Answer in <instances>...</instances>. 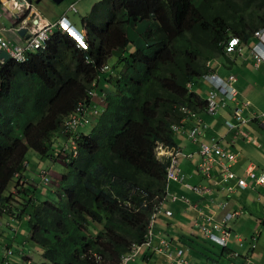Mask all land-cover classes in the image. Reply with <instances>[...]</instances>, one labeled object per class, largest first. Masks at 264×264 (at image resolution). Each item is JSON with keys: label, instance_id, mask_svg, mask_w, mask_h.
I'll return each instance as SVG.
<instances>
[{"label": "trees", "instance_id": "obj_1", "mask_svg": "<svg viewBox=\"0 0 264 264\" xmlns=\"http://www.w3.org/2000/svg\"><path fill=\"white\" fill-rule=\"evenodd\" d=\"M102 3L97 5L107 11L106 21H97L96 14L80 17L95 31L88 33L86 48L54 30L44 50L30 53L25 62L8 59L0 66V234L4 216L27 215L29 240L42 249L39 264H121L122 256L147 237L150 250L163 247L172 257L162 234L158 246L151 244L158 215L151 227L150 220L165 200L170 162L157 156V148L180 150V131L204 115L214 117L207 113L205 96L188 84L207 71L205 61L223 55L228 34L247 40L264 27V0ZM115 50L119 56L101 71ZM105 85L111 89L102 94L99 86ZM72 115L79 120L75 127L68 126ZM174 125L185 130L175 132ZM57 133L76 144L77 155L64 163L66 173L51 177L56 183L21 186L30 149L53 161L61 156ZM181 157L177 154L180 172ZM193 169L198 176L207 172L199 163ZM9 183L15 191L8 190ZM52 185L60 188L57 200L47 197ZM8 237L7 245L0 241V252H6L0 264H19L20 245ZM199 239L192 233L179 237L176 264H183L184 245H192L186 241ZM254 239L247 255L256 247ZM201 241L217 258L245 243L234 233L224 246ZM244 264H250L248 257Z\"/></svg>", "mask_w": 264, "mask_h": 264}, {"label": "crops", "instance_id": "obj_2", "mask_svg": "<svg viewBox=\"0 0 264 264\" xmlns=\"http://www.w3.org/2000/svg\"><path fill=\"white\" fill-rule=\"evenodd\" d=\"M43 1V2H42ZM45 1L48 0H36V5L33 6L32 12H35L37 15H40L44 21H55L62 15L66 14L68 19L74 23L85 35L88 36V33L95 32L92 29H88L84 23L81 22L80 17L88 15L92 8H95L98 2L106 3V0H70L65 4V10H60L59 15L56 10L50 6H45L40 9V3L46 4ZM52 1V0H50ZM63 1V0H62ZM61 1V2H62ZM60 2V3H61ZM74 3L75 11L68 10L70 4ZM59 4V3H57ZM96 20L104 22L108 18L107 11L100 8L97 5ZM1 10V9H0ZM75 13L74 14H71ZM79 14V17L76 16ZM30 22L27 27L29 28ZM12 26H3L0 23V35L8 39L10 42L16 44H23L28 37H25L28 34V31L24 35H20L17 31L11 30ZM17 28L20 25L16 26ZM15 27V28H16ZM5 28V30H3ZM239 55L232 57L233 63H225L223 68H219L217 72L221 75L227 73L236 74V82L234 84L237 89V101L231 102L230 105H226L216 114L214 117H208L204 115V121L210 125V129H205L203 132V138L205 142L210 143L211 137H215L218 142L228 149L231 152H236L238 158L233 164L228 163L226 160H221L217 165L211 169V174L206 172L198 176L193 168L199 162H202L204 159L199 154V149L201 148V143L193 141L191 137L187 135L186 132H180L178 136V146L181 148L185 157L180 158V165L182 167V172L184 173V181L182 184H173L169 185L168 200L164 204L165 209L171 210V216L164 215L163 212L158 214L156 219L155 229L152 231L151 244L152 246L159 245L158 235L162 234L165 238L170 241V250L172 252V257H169L165 253L163 247H160L158 251L150 250L149 248L143 251L142 255H139L135 261L131 264H176L173 251L176 248L181 247V241L179 237L181 235L196 234V221H200V214L206 213L213 214L216 217H220L224 212H241L239 216L231 223L232 229L240 233L244 238V244L240 248H237V251L241 255H246V257H240L229 250L225 253L224 256L217 258L213 256L210 250H207L202 243L201 239L188 242L187 244H192L190 247L184 245V257L186 260L195 261L196 264H244L247 262V257L250 259V264H264V183L262 185H256L255 182H252L247 178V181L250 186L236 190L233 193L225 194L224 186L233 185L234 180H229L227 182H220L219 185L214 187V194H195L193 191L187 189L184 186V183L190 184H206L210 183L211 176H220L223 174L222 163L229 166V169L237 178L245 177V168L248 164H252L254 167V172L260 174L264 172V127L257 121L253 120L252 113H264V66L255 70L249 60H245V63L242 62V59H238ZM235 60V61H234ZM227 67H231L229 70H225ZM194 90H196L201 95H206L207 83L199 81L193 85ZM242 100L249 101V107L243 111V115L249 117L250 121L244 125L238 126L239 129H244L248 132L247 138H242L237 131V128H228L225 124L226 120H232L230 114L232 108L236 105H240ZM241 102V103H240ZM192 124V122H191ZM190 124V125H191ZM189 125V126H190ZM186 154H192L191 157H187ZM40 166V165H39ZM43 167V166H40ZM39 168V167H38ZM36 169V168H35ZM22 183L27 179L26 174L24 173ZM196 192V191H195ZM170 195L177 196V200H170ZM183 196L187 201L181 198ZM220 201H226L227 204L221 208L219 206ZM10 221L16 225L15 229L9 228L10 226L7 222ZM208 222L204 221V224ZM9 226V227H8ZM24 226V230L21 233L20 228ZM225 229L230 236V221L229 219L225 222ZM0 241L6 243L9 234L13 235V242L16 246L19 245V236L22 234L24 238V243L29 241L28 236V227L26 221H16L13 219L10 220L9 217L2 219L1 223ZM255 238L256 247L253 251L248 253L249 241L252 238ZM214 243V242H213ZM217 244V243H216ZM30 247L35 249L37 254L41 253L38 246L31 242ZM25 247H20L18 252L25 250ZM6 253V252H5ZM3 251L0 252V256L5 254ZM40 257V255H39ZM18 262V261H17ZM18 263H22V259Z\"/></svg>", "mask_w": 264, "mask_h": 264}, {"label": "clouds", "instance_id": "obj_3", "mask_svg": "<svg viewBox=\"0 0 264 264\" xmlns=\"http://www.w3.org/2000/svg\"><path fill=\"white\" fill-rule=\"evenodd\" d=\"M22 2H24V3H22ZM52 2H53V0H52ZM55 4H57V3H55ZM35 5H36V0H31V3L27 2L26 0H0V9H1L0 15L4 16V18L6 20H8L9 25L12 26L11 30L13 29V30L18 32L20 29L25 28L26 32L28 31L27 40L31 36H33V34H34L33 29H38L40 26L46 25V24L49 25L50 29H51L49 32L48 38L45 40L44 46L43 47L41 46L39 48H35L32 51L27 52L25 54V58L23 60H18L15 57H12L6 50L0 49V50H4L9 55V59H13L17 62L27 61L29 56H30V53H34L37 50H44L45 49L47 40L49 39L50 34L54 30H58V31H61V32L68 34L71 37V39L74 40L76 46H79L81 48H86L87 35H85L84 32L81 31V29H79L74 23H72L68 19V17L66 16L65 13L60 15V17L53 22L52 21H44V19L40 15H37L35 12H32V8ZM68 10L75 11L74 3L69 5ZM92 11H93V8H92L91 12L87 15V17H93V16H91ZM29 22L31 24L28 28L27 25ZM84 24L86 25V22H84ZM17 25L18 26L20 25V27L17 28L16 27ZM3 30H5V28H3ZM73 33H75V36H73ZM0 37L4 38L2 35H0ZM4 39H6V38H4ZM6 40H8V39H6ZM16 44H18V43H16ZM237 54L239 55L238 59L243 60L242 62H244L245 60H249V62L251 63V66L255 70L264 66V27H260L256 30H254L251 34V37L247 40L241 39L238 35H235L234 33H229L227 36L226 43L224 45L223 55H219L217 57H214V58H211V59H208L207 61H205L204 64L207 68V71L204 74H202L199 78H197V83L199 81H203V82L207 83V89H206V95H205L206 109H207V97L211 91L212 92L214 91L218 98L225 97V104L226 105H230V102H236L237 101L236 98H237L238 93H237V89L234 86V84L236 82V74L230 72V73H227L225 75H221L217 72V70L219 68H223L225 63L229 64V66H230L233 63L232 57H235ZM111 56L113 57V54ZM111 56H110L108 64H105V66L101 67V69H100L101 71H105V70H107L108 66H111L110 63H111L112 59L115 60V57H116V56H114L113 58H111ZM4 62H5L4 60H0V66ZM230 68L231 67H227L225 70H229ZM194 84L193 83L188 84V89L190 91H193L194 93L200 95V96H203L200 93H198L196 90H194L195 89V88H193ZM104 87L106 88V91H101L102 94L108 92V90L111 89L110 87H108V85H105ZM88 94H91L92 97L97 95L96 91H89ZM102 96L103 95H101V97ZM101 97H99V98L101 99ZM248 107H249V101H246V100L242 101V103L240 105H236L234 108H232L230 118L233 119L234 121H232V120H226L225 121V124L227 125L228 128H237L238 134L242 138H247L248 132L244 129H239L238 126L244 125L250 121L249 117H246L243 115V111L245 109H247ZM222 108L223 107L217 109V111L214 114H210L208 112V109H207V113L209 116H215L217 113L220 112V109H222ZM235 112H238L239 115L238 116L235 115ZM251 116H252L253 120H257L264 127V113H252ZM191 122H192V126L190 128L186 129V130H188V131H186V133L189 137H191L193 139V141H197V142L201 143L200 144L201 148L199 149V154L204 160L202 162H199L200 166L202 165L204 167L207 159L210 156L213 158L212 155L214 153L213 150H211V151L209 150L208 153L203 154L201 152L203 144L206 145L208 147V149H210V148L212 149L213 145H218L221 148H223L225 151L231 152L228 149H226L225 147H223L220 143H216V142L213 143V142H211V140H210V143H207V142L202 140V137H199L200 135H203V132L205 131V129L208 126L206 121L199 119V120H192ZM173 130L175 132H179L180 130H185V129L182 126L174 125ZM180 132H182V131H180ZM57 134L59 137L60 136L59 133H57ZM85 134H87V132H85ZM60 137H59L60 140L61 139L63 140V137L62 136H60ZM72 141L73 140H71L69 138H66V139H64V141H62V148L60 150V153L58 154L61 156H59L57 159H55V162H59V158H62L63 163H61V162H59V163L61 165L65 166L64 165L65 162L70 161L71 157H75L77 155L76 144L74 141L73 142ZM174 153H176V157H177V154H180L181 156L185 157V154H183L182 151L177 149L176 147H174L172 149H165V148L158 146L157 151H156L157 156H159V157L164 156V157L169 158L170 160L172 158L171 155ZM231 153L236 155V160H237L238 154L236 152H231ZM186 156L191 157L192 154H186ZM47 158H49V157H47ZM221 160H226L228 162V160L224 159V158H216V159L214 158V161L211 163L210 168L208 170L206 169V171H207L206 173L211 174L210 170L215 165H217ZM24 163L26 165V169H25L24 173H26L27 166H28L29 162L25 161ZM177 163H178V159H177ZM233 163H231V164H233ZM169 164H170V162L168 163V166H169ZM168 166H167V168H168ZM222 167H223V174L220 176H211L212 179H210V183H206V184L184 183V186L191 191L194 190L193 192L196 193L198 196H200L199 194H214V192H215L214 187L219 185L220 182H227L229 180H234L233 185H230V186L225 185L224 186L225 194L228 195L229 193H233L238 189L250 186V184L252 182H255V184H257V185L264 183V181L262 183H256V178L260 174H264V172H262L260 174H256L254 172V167L252 164H248L246 166L245 177H242V178H237L233 174V172L230 171L229 166L225 165L224 163H222ZM167 168H166V172H167ZM248 169L254 173V177H251L249 174H247ZM179 172H180V170H179ZM227 172H231L233 174L232 178L229 179L227 177V174H228ZM24 173H23V175H21V182H20L21 186H23V187L26 185L24 182L30 181L29 177H27V179H24L25 181L22 183V180L24 178L23 177ZM34 173H35V176L38 177L39 180L41 182H44V183L51 182V177H59L60 176V175L59 176L52 175V172H50L49 169L45 168V167H39L38 169H35ZM180 174L182 175V180L179 182L168 180L167 176H166L167 194H166L164 202L161 204L160 209L151 216L152 219L150 220L149 227L152 226L153 221L155 220V216L160 214L161 212H163L164 215H166V216H171V214H172L171 210L165 209L164 204L168 200V195H169L168 192H169L170 183L176 182V183L183 185L182 182L184 181L185 177H184L183 172H180ZM247 178H249L251 183H249L247 181ZM240 179L245 181V185L241 186L238 184V180H240ZM186 185H191L192 187H196V189L189 188ZM8 190L15 191L13 188V183H12V187L8 188ZM58 198H59V196H58ZM181 198L184 199L185 201H187L183 196H181ZM169 199L172 201H175V200H177V196L170 195ZM226 204H227L226 201H220L219 202V206L221 208H223V206H225ZM207 212H209V211H206V213L201 212V214H200L201 220L200 221L197 220L195 223L196 230L199 229L202 232L205 240H208L210 242H214V243H217L221 246H224L226 243V239L228 238V232L225 229V222L228 219L230 221V235H231V233H234V235L237 237V239L243 238V236L240 233H238L237 231L233 230L232 226H231V223L239 216V214L241 212H237L236 210L233 213L224 212L220 217H216L213 214H207ZM228 215H229V217L227 218ZM5 217H9L11 221L13 220L12 216H4V218ZM27 219H28V216L24 215L22 217V219H15V220L16 221L24 220L27 223ZM204 221L208 222V223L204 224ZM8 222H10V221H8ZM8 222H7V224H8ZM200 225L208 226L210 228L209 233L205 234V232L201 229ZM10 227L12 229H15L13 226H10ZM28 239H30L29 236H28ZM31 242L32 241L29 240L26 242L25 246L20 244V243H19V245H20V247H26L27 245L30 247ZM23 243H24V240H23ZM32 243L39 247V245H37L36 243H34V242H32ZM13 244H14V242H13ZM149 245H150V241L148 240V237L141 244L133 245L131 247L130 251L122 256L121 264H128L130 261L131 262L135 261L139 255L143 254V251L145 249H147ZM30 249L35 251V249H33L31 247H30ZM39 249L41 251V253L39 254L40 257L38 254L37 255L39 258V263H41L42 261H44V259L42 257V249L40 247H39ZM230 250L232 252H234L235 254L239 255V252L236 249L230 248ZM155 251H158V250L156 249ZM29 254L30 255H26L25 250H23V251L20 250L18 252V256L20 257V259H18V260L22 259V263H19V264H35V260L32 256V253L29 252ZM178 254H180V253H178ZM179 263L189 264V262H187L186 259H184L183 261L179 260Z\"/></svg>", "mask_w": 264, "mask_h": 264}, {"label": "built area", "instance_id": "obj_4", "mask_svg": "<svg viewBox=\"0 0 264 264\" xmlns=\"http://www.w3.org/2000/svg\"><path fill=\"white\" fill-rule=\"evenodd\" d=\"M45 26V27H44ZM34 34L31 36L28 40H26L23 44H13L10 41L0 37V49L6 50L12 57H15L18 60H23L25 58V54L27 52L32 51L35 48L43 47L45 40L48 38L49 32H50V26L49 25H42L38 29H33ZM225 104V97L218 98L216 93L213 91L210 92V94L207 97V109L210 114H214L217 109L224 107ZM235 115H239L238 112H235ZM79 120L75 115L71 116L70 121L68 122V126L75 127V125H78ZM73 142V141H72ZM213 150V158L210 156L205 166L203 167L201 165V168L206 171L211 166V163L214 161V158H224L227 159L229 163H233L236 161V155L225 151L223 148H221L218 145H213L212 149H208L206 145H202L201 152L203 154L208 153V151ZM170 164L167 168L166 176L168 180L179 182L182 180V175L179 172V169L176 167L177 164V157L176 153L171 155ZM226 168V167H225ZM227 177L230 179L232 178L233 174L231 172H227ZM247 174H249L251 177H254V173L247 170ZM264 181V174H260L256 178V183H262ZM238 184L243 186L245 185V181L240 179L238 180ZM189 188L196 189V187H192L191 185H186ZM229 215L227 216V218ZM201 229L205 232V234H208L210 231V228L208 226L200 225ZM138 249V248H137Z\"/></svg>", "mask_w": 264, "mask_h": 264}, {"label": "rangeland", "instance_id": "obj_5", "mask_svg": "<svg viewBox=\"0 0 264 264\" xmlns=\"http://www.w3.org/2000/svg\"><path fill=\"white\" fill-rule=\"evenodd\" d=\"M70 0H63L61 3L59 4H55L54 2L48 0V1H45L46 4H43L42 2L40 3V6L39 8L42 9L44 8L45 6H50L52 8H54L57 12V14L59 15V11L60 10H65L66 8H64L65 4L68 3ZM97 8H95L91 14V16H94V14L97 13ZM71 14H74L75 13H72ZM76 16L79 17V14H76ZM0 23L3 25V26H10L9 25V22L8 20H6L4 18V16H1L0 15ZM140 24V23H139ZM143 26V25H141ZM140 27V26H139ZM132 30L134 28V25L131 26ZM144 29V28H143ZM130 27H129V31H130ZM129 48V47H128ZM120 51V50H119ZM118 50H115L113 51V57L114 56H117L118 55ZM119 56V55H118ZM111 56V58H113ZM114 61V59H112L111 63ZM110 63V65H111ZM99 88L102 90V91H106V88L103 87V86H99ZM231 103V102H230ZM221 110V109H220ZM221 112V111H220ZM219 112V113H220ZM218 113V114H219ZM60 137V136H59ZM61 138V137H60ZM64 141V140H63ZM160 150V149H159ZM26 158H27V161L29 162L28 166H27V170H26V175L27 177H29L30 179V182L32 183H35V184H39L40 185V182H39V179L38 177L35 176V168H37L39 165L40 166H43L45 168H48L50 172H52V175H56V176H59V175H62V174H65L66 173V166H63L61 165L59 162L63 163V160L62 158H59V162H55L53 161L51 158H44V157H40L34 150L30 149L27 154H26ZM39 166V167H40ZM57 173V174H56ZM51 182H57V180L55 178H51ZM173 184H179V183H176V182H172ZM12 187V183L9 184L8 188H11ZM50 192H48V195L47 197L48 198H51V199H57L58 198V193H61L60 191V188L52 185L50 186ZM52 189V190H51ZM196 194V193H195ZM196 235L200 238V239H204V236L202 234V232L198 229L196 230ZM15 246V245H13ZM29 252L32 253V256L35 260V264H39V258H38V255L35 251H33L32 249H30V247L27 245L25 247V254L26 255H30ZM18 256V254H17Z\"/></svg>", "mask_w": 264, "mask_h": 264}, {"label": "water", "instance_id": "obj_6", "mask_svg": "<svg viewBox=\"0 0 264 264\" xmlns=\"http://www.w3.org/2000/svg\"><path fill=\"white\" fill-rule=\"evenodd\" d=\"M27 2L31 3V0H26ZM62 0H53L54 3H60ZM24 3V2H22ZM26 32V29L23 28V29H20L18 31V33L20 35H24ZM25 37H28V34L25 35ZM7 59H9V55L4 51V50H0V60H4L6 61Z\"/></svg>", "mask_w": 264, "mask_h": 264}, {"label": "snow or ice", "instance_id": "obj_7", "mask_svg": "<svg viewBox=\"0 0 264 264\" xmlns=\"http://www.w3.org/2000/svg\"><path fill=\"white\" fill-rule=\"evenodd\" d=\"M73 36H75V33H73ZM78 38V37H77Z\"/></svg>", "mask_w": 264, "mask_h": 264}]
</instances>
